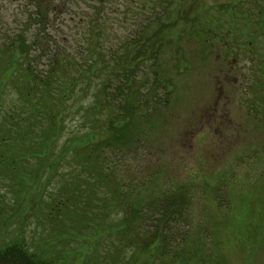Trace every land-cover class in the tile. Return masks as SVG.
<instances>
[{
    "label": "trees",
    "instance_id": "16d2710c",
    "mask_svg": "<svg viewBox=\"0 0 264 264\" xmlns=\"http://www.w3.org/2000/svg\"><path fill=\"white\" fill-rule=\"evenodd\" d=\"M46 2L36 0L42 12L29 15L41 24L31 41L18 29L0 43V106L4 94L15 92L14 106L26 114L21 117L26 124L15 135L11 127L0 125V169L13 180L12 188L19 186L7 215L0 207V264H68L71 257L73 264H227L229 249L224 247H231L233 228L235 239L262 242L259 197L236 193L231 185L236 173L222 174L211 193L205 183L198 184L201 175L192 172L161 188V176L169 169L160 164L141 166L144 175L124 179L122 174L123 159L144 142L136 122L145 116L150 127L151 117L173 91L171 79L159 69L160 77L149 82L151 99L149 91L137 86L145 60L161 63L157 54L166 39L170 11L155 16L151 30L141 27L134 42L127 39L133 42L128 46L114 39L105 42L110 32L100 17H91L87 26L75 25L73 35L61 23L54 26L55 33L49 32ZM229 5L220 6L193 35L204 40L213 33L226 41L214 30L224 26L225 33L232 28L235 45L242 42L239 32L251 38L246 43L259 75L247 86L255 94L248 101H256L264 117V52L259 53V44L264 46V0L252 4L253 15ZM149 49L156 55L150 58ZM62 164L69 166L64 177L61 173L57 186L48 189L50 169ZM257 187L248 185L242 192ZM195 196L203 199L201 211L196 210ZM32 217L34 225L27 233ZM12 224L16 229L8 233ZM82 238L87 248L82 256L73 254L76 248L68 247L70 242Z\"/></svg>",
    "mask_w": 264,
    "mask_h": 264
},
{
    "label": "rangeland",
    "instance_id": "374dc122",
    "mask_svg": "<svg viewBox=\"0 0 264 264\" xmlns=\"http://www.w3.org/2000/svg\"><path fill=\"white\" fill-rule=\"evenodd\" d=\"M49 1L46 2L51 15L47 27L49 32L55 33L54 26L61 23L73 35L75 25L82 23L87 26L91 17H100L102 25L110 32V37L105 38V42L114 39L116 44L126 42L128 46L137 39L141 27L151 30L155 23L154 17L161 11H170L166 24L168 26L163 31L166 38L164 46H161L162 52L158 49L157 54L161 63L154 66L153 59L145 60L144 68L138 73L137 86L142 91H149L148 97L151 99L154 91L150 89L149 82L153 77H160V70L163 76L171 79L173 91L169 93L166 103H161L159 110L151 117L150 127H147L145 116L136 122L139 123L137 129L144 142L139 141L140 145L135 146L133 154L123 159L122 174L126 173L124 179L144 175L143 165L153 169L152 167L160 164L169 169L161 176V188H167L174 178H188L192 172L194 175H201L197 179L198 184L205 183L211 193L212 188L222 181V174L233 172L237 178L231 181V185L239 196L246 193L259 197L260 216L257 221L264 225V117L259 113L256 101H248L255 98V94L252 97V91L247 86L255 75H259V68L254 70L251 66L254 54L248 51L249 45L246 43L251 38H242L244 35L239 32L238 37L242 42L235 45L231 42L234 35L232 28L229 33H225L224 26L223 30H220L221 27L212 28L215 32L220 31L226 41H220L213 33H208L209 38L204 40L193 35L194 29L204 24L210 16L216 15L220 6L236 4L235 9H247L246 14L253 15L255 9L252 4L258 0H164L167 3L161 0ZM34 12H42L36 7V0H0V43L18 29H23L26 39L31 41L37 27H41L37 20L29 16ZM48 36L51 38V35ZM76 37L79 38L78 35ZM127 39H133V42ZM259 45V53H263L264 46L261 43ZM153 53L150 51L148 56H155V50ZM157 89L159 93L161 89ZM15 97V92L4 94L0 106V125L3 128L11 127L12 135L16 131H22L26 124V120L21 118L26 117V114L18 112V108L14 106L18 103L14 100ZM152 100L154 105V98ZM16 113L18 115H13ZM9 114L13 117L10 118ZM67 133L68 131L64 132L65 135L61 137L60 146L64 145ZM144 153L148 154L143 157ZM69 163L74 165V161ZM35 164L36 162L32 163ZM68 168V165L62 164L50 169L53 176L49 179L51 185L48 189L57 186L59 175L63 173L64 177V171ZM202 172L211 178L212 183L206 176H202ZM12 183L13 180L0 169V207H4L3 215H7L8 206L17 198L15 189L19 186L12 188ZM248 185L258 187L255 191L242 192ZM197 193L202 195L199 186ZM198 196H195L198 200L196 210L201 211L203 199ZM31 220L29 226L25 227L27 233L34 225V218ZM13 229H16L14 224L9 227L8 233ZM262 229L261 227L257 232H262ZM236 231L235 228L229 231L232 235L231 247H224L229 249L227 264H264V239L262 242L252 238L235 239L233 236ZM102 238L105 240V237ZM242 239L246 242L241 241ZM83 241L84 238L70 242L68 247L76 248L73 254L83 255L87 248V243ZM97 243L98 248H101L102 243L99 240ZM74 259L71 257L68 264H73Z\"/></svg>",
    "mask_w": 264,
    "mask_h": 264
}]
</instances>
